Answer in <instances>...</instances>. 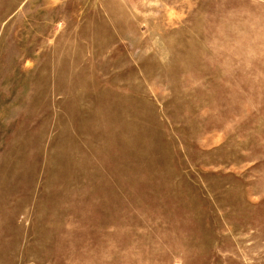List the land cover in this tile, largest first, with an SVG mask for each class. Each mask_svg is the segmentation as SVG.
Returning a JSON list of instances; mask_svg holds the SVG:
<instances>
[{
  "label": "rangeland",
  "instance_id": "1",
  "mask_svg": "<svg viewBox=\"0 0 264 264\" xmlns=\"http://www.w3.org/2000/svg\"><path fill=\"white\" fill-rule=\"evenodd\" d=\"M0 264H264V0H0Z\"/></svg>",
  "mask_w": 264,
  "mask_h": 264
}]
</instances>
